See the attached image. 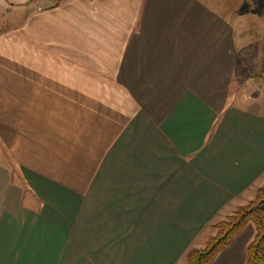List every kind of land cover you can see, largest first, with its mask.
Returning a JSON list of instances; mask_svg holds the SVG:
<instances>
[{
    "label": "crops",
    "instance_id": "0c3cea01",
    "mask_svg": "<svg viewBox=\"0 0 264 264\" xmlns=\"http://www.w3.org/2000/svg\"><path fill=\"white\" fill-rule=\"evenodd\" d=\"M1 2L0 264H179L255 196L264 52L223 0Z\"/></svg>",
    "mask_w": 264,
    "mask_h": 264
},
{
    "label": "trees",
    "instance_id": "16d2710c",
    "mask_svg": "<svg viewBox=\"0 0 264 264\" xmlns=\"http://www.w3.org/2000/svg\"><path fill=\"white\" fill-rule=\"evenodd\" d=\"M249 223L254 224L255 234L247 245L246 264H264V183L252 200L210 226L216 232L204 247H191L186 252L185 264H211Z\"/></svg>",
    "mask_w": 264,
    "mask_h": 264
},
{
    "label": "rangeland",
    "instance_id": "374dc122",
    "mask_svg": "<svg viewBox=\"0 0 264 264\" xmlns=\"http://www.w3.org/2000/svg\"><path fill=\"white\" fill-rule=\"evenodd\" d=\"M0 4L3 8H5V4L3 2ZM223 7L224 11H227L228 13L232 14V16H234V20L238 24L237 30L241 32V46L243 45L245 48L246 52L244 53H247L246 57L249 63V66L245 67L246 74L252 73L255 75L256 73H253L254 69H252L254 66L253 62L257 61L256 56L257 59L261 58L258 57L260 54H262L260 53L261 50L259 51L260 48L262 49V52H264V0H223ZM13 14L14 12L12 13V11L9 12V14L6 13L5 10L0 11V28L12 23L13 20L11 17ZM6 96L7 95H0V98L6 100ZM34 126L38 125L34 124ZM0 138L2 139L3 137L1 136ZM2 146L3 151L6 152V147H4L3 144ZM207 231L210 233V235L216 232L213 228H210ZM204 246L205 245L197 247L201 248ZM179 264H185V256L179 262Z\"/></svg>",
    "mask_w": 264,
    "mask_h": 264
}]
</instances>
